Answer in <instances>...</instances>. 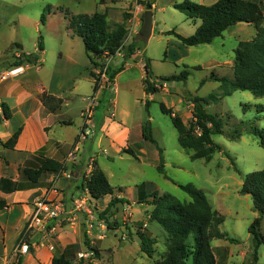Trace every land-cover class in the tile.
<instances>
[{"label":"rangeland","instance_id":"1","mask_svg":"<svg viewBox=\"0 0 264 264\" xmlns=\"http://www.w3.org/2000/svg\"><path fill=\"white\" fill-rule=\"evenodd\" d=\"M182 1L0 0V70L12 68L18 60L24 69L35 65L24 76L27 80L28 77L39 79L55 88L58 93L70 97L61 113L72 121V125L62 130L64 142L69 143L78 132L80 111L87 102L84 97L93 93V82L88 74L90 70L95 73L103 89L101 107L96 110V115L105 113L112 116L111 100L114 98L115 119L123 121L131 129V141H143L140 139V127L149 121L151 136L162 149L164 174L156 169L157 149L150 142L140 143L144 147L146 144L144 154L140 153L138 145H132L131 149L136 153L134 156L125 153V148L115 153L105 139L97 144L99 133L93 142L90 140L88 144L82 143L79 135L87 116L86 110L82 112V125L75 144L81 142L79 147H85L87 155L96 158L99 168L107 175L113 192L120 186L124 199L134 197L130 202L115 204L108 213H97L95 224L102 223L106 228V238L99 245L100 252L96 255L101 260L100 264H153L167 252L166 232L159 224L150 220L149 214L153 207L147 203H138L135 198L137 188L141 185L147 195L169 194L179 201H189L188 195L179 185L191 184L201 189L211 207L224 217L219 229L239 240L242 246L252 244V238L248 236V226L253 220L252 200L249 195H241L239 190L245 175L264 167V134L262 137L251 134L252 128L264 129V97H256L248 91H235L231 96L214 102L210 96L222 93L221 84L206 80L201 85L200 82L208 79L211 74L233 79V51L240 41H247L255 36V29L249 24H237L209 44L187 47L173 35L165 34L173 29L188 36L198 25L199 20L194 24L173 8V4ZM192 1L199 3V0ZM253 1L260 2L264 12V0ZM145 2L151 3L149 10L152 12V36L148 41L142 42L136 40L135 36L147 10ZM96 11L105 13L110 29L117 24H124L127 38L113 57L104 58V62L98 61L100 66L94 68L85 54L81 38L69 29V18L71 15L92 14ZM43 13L44 24L40 21ZM262 25L264 26V20ZM39 36L42 52L37 50ZM17 43L22 47L15 45ZM129 48H133V53L137 48L139 50L133 58L127 59L133 55ZM16 54L20 57L16 58ZM26 54L36 56L37 60L34 63L27 62ZM146 59H149L153 74L149 83L158 88V92L149 97L142 90V85L145 86L143 64ZM125 62L126 68L114 84L116 75L110 81L104 68L115 71L124 66ZM183 70L188 73L185 82L159 80L176 76ZM71 86L74 89H69ZM194 95L202 97L205 110L216 114L224 123L223 134L212 136L221 151L213 153L209 161L193 159L192 151L179 147L177 131L169 115L160 110L161 103L173 116L181 117L186 123L191 118L192 111L188 100ZM146 100L148 106H145ZM89 101L90 106L91 100ZM93 110L92 104L90 119ZM91 133L92 131L88 138H91ZM237 133L239 137L233 139ZM127 203L132 204L133 208L130 220L123 217ZM123 231H126L127 237L120 240L119 236ZM140 234L153 241L152 258L140 251ZM260 234L264 236V229L260 230ZM224 241L214 239L211 246ZM263 248L262 244L260 252ZM262 260L264 256L260 258L261 264Z\"/></svg>","mask_w":264,"mask_h":264},{"label":"trees","instance_id":"2","mask_svg":"<svg viewBox=\"0 0 264 264\" xmlns=\"http://www.w3.org/2000/svg\"><path fill=\"white\" fill-rule=\"evenodd\" d=\"M145 4V8L149 10L151 3L146 2ZM173 8L184 14L186 18L191 19L194 24L199 20L191 35L183 36L173 29L165 32L166 35H173L187 47L209 44L234 25L241 23L252 25L255 29V36L250 40L240 41L233 51V79L211 74L208 79L202 80L200 84L202 85L206 80L221 84L222 93L219 96H210L214 102L231 96L235 91H248L256 97H264V26L262 25L264 12L260 2L217 0L211 5H203L192 0H183L173 4ZM40 21L42 24L45 23L44 13L41 15ZM69 29L81 38L85 54L94 68L100 66L98 61L104 62V58L114 56L127 38V29L124 24H117L113 29H110L106 22L105 13L97 11L92 14L71 15ZM37 50L39 52L43 50L41 36H39ZM129 51L133 54V48H129ZM25 58L29 63H34L37 60L36 56H31V54H26ZM20 64L21 61L18 60L13 66H20ZM122 69L123 66H120L112 71L111 68L107 67L106 73L109 80L113 81L114 75ZM144 71V91L148 95H153L158 92V88L149 83V79L153 77L149 59L144 62ZM187 74V71L183 70L176 76L159 78V80L185 82ZM89 76L94 79L93 92H96L99 80L93 71H89ZM41 101L49 111H54L61 104L60 99L45 93L41 95ZM188 101L192 106V111L191 118L186 123L181 117L173 116L161 103L160 110L169 115L177 131L179 147L185 151H192L191 158L193 159L209 161L213 153L221 151V147L212 140V136L223 134V120L216 114L208 113L205 110V102L202 97L194 95ZM145 106H148V100L145 101ZM0 109V122L12 118V111L5 103L0 104ZM148 122L142 126V138L156 147L158 154L156 169L159 173L164 174L162 149L152 138ZM21 129L18 127L7 141L2 142L0 140V144L5 148L13 149ZM251 134L262 137L264 129L252 128ZM236 135L233 139L239 137L238 133ZM125 153L134 156L132 150H125ZM66 169L63 162L38 154L29 156L19 171L22 178L30 186H34L44 175L57 174ZM84 186L91 198L96 200L113 194L112 186L96 163H94L91 175ZM142 187L141 185L137 188V202L147 203L153 207L149 214L150 220L159 224L167 235V252L156 259L154 264H216L211 246L213 239H222L234 244L239 243V240L230 237L226 232L219 229L224 217L211 207L201 189L191 184L179 185V188L189 197V201H179L169 194L152 193L147 195ZM16 190L17 182L9 178H0V192L8 194ZM239 193L251 197L252 209L258 213V216L248 226V232L254 243L253 257L256 260L257 248L264 243V236L260 234L261 221L264 215V167L244 176ZM148 198H150L149 201ZM119 202H124V200L112 197L103 212H110L111 208ZM5 206L6 201L0 198V210ZM152 245L153 241L150 237L140 234V251L149 258L153 256ZM93 251L95 255H98L97 250L93 249ZM71 260L66 255H61L54 257L52 264H73L70 262Z\"/></svg>","mask_w":264,"mask_h":264},{"label":"crops","instance_id":"3","mask_svg":"<svg viewBox=\"0 0 264 264\" xmlns=\"http://www.w3.org/2000/svg\"><path fill=\"white\" fill-rule=\"evenodd\" d=\"M216 1L217 0H199V4L211 5ZM17 44L19 48L22 47L21 44ZM138 50L137 48L135 53L127 59L133 58ZM125 65L126 62L123 69L116 74L114 84H116L119 74L126 68ZM34 66L35 65H31L23 69V72L16 77H9L0 82V104L5 103L12 111L11 119L2 120L0 122V140L2 142L7 141L18 127L22 128L13 149L5 148L0 144V178H9L17 182L16 191L8 194L0 192V198L6 201V206L0 210V264H52L53 258L61 255H66L67 258H71L72 260L70 262L73 264H100L101 260L99 256L96 255L95 260L76 259V255L80 252L91 251L93 249L97 250L98 254L100 252L99 245L106 238L104 234L106 228L102 223H98L99 225L95 224L97 213L106 208L112 197L124 200V202L121 203H125L126 201L130 202V199L134 197L124 199L123 189L119 186L117 190L113 192L112 196H104L98 200L91 198V208L96 217L93 221L92 229H88L87 224L91 221H89L87 215L82 212H77L75 213V218L72 223L64 220L60 224V227L57 228L56 235L51 240H46V242L53 246L52 249L49 248L46 242L39 244V237L35 236L34 240L37 245L32 246L34 256L32 258L19 256L11 260L17 239L27 219L31 215L34 200L45 196L47 199L62 201L66 210L71 209L72 201L79 195L80 187L83 184V173L87 163L90 160L93 161V166L94 163L98 166V163L96 158L87 155V150L85 147L81 146L79 152L76 154L75 161L67 162L66 164L67 169L65 172L70 173V178L64 175L63 172L46 174L39 180L38 184L34 186H30L28 182L22 178L19 168L29 156L38 154L63 162L66 155L72 150L75 144V138L82 125L81 114L87 109V106H89L88 102H90L89 100L91 99H93L92 104L94 105V110L88 125L89 129L92 131V136L82 143L88 144L90 140L93 142L97 133H99L97 144H100L103 139H105L108 146L113 148L115 153H119L123 148L132 150V145H138L141 151L140 153L144 154L146 144L144 147L140 146V143H143V141L149 142L142 138V125L140 127V139L143 141L141 142L138 140V142L135 143L131 141V129L123 123V121L115 119L114 98L111 100V114L113 117L105 113H102L100 116L96 115V110L101 107V95L103 94V89L100 85L96 92H93L90 96L84 97L87 99V102L80 111L78 132L69 143L64 142L62 139V130L72 125V121L61 113L70 97L58 93L55 88L44 84L39 79L34 80L32 77H28L29 79L27 80L24 76L29 73L27 71ZM2 71L5 70H0V72ZM20 77L22 78L19 79ZM91 79L93 82V91L94 79ZM69 89H74V86H71ZM142 90L145 92L143 85ZM43 93L60 99V106L54 111L47 110L46 106L41 101V95ZM114 96L115 90H113V97ZM147 97H149V95ZM105 112L107 113L106 109ZM132 152L136 154L134 150H132ZM138 154L139 153H137V155ZM105 176L107 177V175ZM135 198H138L137 193ZM251 214L253 219L258 216V213L253 209ZM261 229H264V215L261 221L260 230ZM101 236L102 238H100ZM248 236L251 237L249 232ZM229 243L225 240L212 247L216 264H261L260 258L264 256V248L260 252L262 244L257 248L256 260H254L253 255H251V251L254 248L253 241L250 246H242L239 243L231 246ZM240 246L242 248H237ZM262 262V264H264V260H262Z\"/></svg>","mask_w":264,"mask_h":264},{"label":"built area","instance_id":"4","mask_svg":"<svg viewBox=\"0 0 264 264\" xmlns=\"http://www.w3.org/2000/svg\"><path fill=\"white\" fill-rule=\"evenodd\" d=\"M15 56L16 58L20 57L18 54H16ZM23 69L24 68L22 66H15V67L13 66L8 70L0 72V82L6 80L9 77L18 76L20 73L23 72ZM104 70L106 72V67L104 68ZM92 101L93 99H91V105L86 109L87 116L84 119L82 129L79 135L80 140H82L83 142L88 139V136L90 135V131H91L89 129L88 124L92 114L91 113ZM80 143L81 142H77L73 146L72 150L66 155L63 161L65 165L67 164V162L75 161L76 154L80 150L79 147ZM92 170H93V161L90 160L87 163V166L83 173V187H80L79 195L72 201L71 209L66 210L62 201L47 199L45 196L39 197L34 200L31 215L27 219L26 224L17 239V242L13 249L11 260L14 257L18 258L19 256H22L24 258H32L34 256L32 252V246L37 245L34 240V237L35 236L39 237V244L45 243L46 240H51L56 235L57 228L60 227V224L64 220L72 223L75 218V213L77 212L78 213L82 212L87 215L89 221H91L87 224L88 229L89 230L92 229L93 221L96 219V217L93 214L90 204L91 196L87 188L84 186L85 182L89 179ZM62 172L68 178L71 177L70 173L61 171V173ZM132 214H133L132 204L127 203L125 205V211L123 217L126 220L128 219L130 220ZM144 226L146 225L144 224ZM126 237H127L126 231H123L120 233L119 239L125 240ZM100 238H102V236ZM46 243L49 245V248L51 249L53 248L51 244H49L48 242ZM76 259L95 260V253L93 251L80 252L76 255Z\"/></svg>","mask_w":264,"mask_h":264},{"label":"water","instance_id":"5","mask_svg":"<svg viewBox=\"0 0 264 264\" xmlns=\"http://www.w3.org/2000/svg\"><path fill=\"white\" fill-rule=\"evenodd\" d=\"M151 34H152V12L151 10H146L142 17V24L140 30L136 34L135 39L142 42H146L150 38Z\"/></svg>","mask_w":264,"mask_h":264}]
</instances>
